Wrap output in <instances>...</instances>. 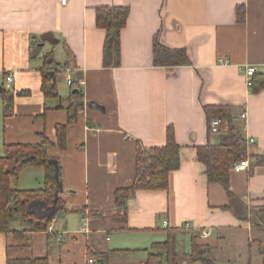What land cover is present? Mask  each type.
I'll return each mask as SVG.
<instances>
[{"label": "crops", "instance_id": "obj_1", "mask_svg": "<svg viewBox=\"0 0 264 264\" xmlns=\"http://www.w3.org/2000/svg\"><path fill=\"white\" fill-rule=\"evenodd\" d=\"M99 6L130 11L118 67L104 65ZM46 33L58 43L43 41ZM156 38L193 63L155 65ZM247 66L264 72V0H0V156L5 144L47 139L48 154L60 164L63 205L54 203L47 226L31 234L22 231L33 219L16 216L11 226L19 231L0 232V264L39 257L88 264L90 250L109 252V263L117 264L134 249L146 250L145 263L148 247L175 234L190 242L200 236L216 259L219 247L235 255L236 246L239 258L249 256L247 264L252 253L264 264V88L248 87ZM67 69L80 92L67 83ZM53 72L58 94L48 98L44 76ZM9 94L13 109L4 115ZM77 103V119L69 123L68 108ZM220 104L230 108L246 141L255 140L247 145L248 169L230 171L232 196L207 181L197 158V147L226 142L221 131H209L204 109ZM168 126L182 148V167L170 172L168 189L138 190L124 211L115 192L135 182L138 144L164 146ZM44 180V166H27L12 186L39 189ZM204 229L209 235L201 236Z\"/></svg>", "mask_w": 264, "mask_h": 264}, {"label": "trees", "instance_id": "obj_2", "mask_svg": "<svg viewBox=\"0 0 264 264\" xmlns=\"http://www.w3.org/2000/svg\"><path fill=\"white\" fill-rule=\"evenodd\" d=\"M97 11V25L106 30L103 59L106 67H118L121 64V32L126 26L130 11L124 6H99ZM238 21L245 22V7H237ZM154 63L157 66L188 65L192 60L181 49H170L156 38L153 45ZM45 75L43 91L46 97L57 96V84L53 76ZM79 83V84H78ZM251 90L257 92L264 88V72L257 73L252 78ZM80 81L73 82L72 88L80 92ZM4 115L13 109L14 95H5ZM79 103L71 104L69 123L77 119ZM205 112L210 131L213 118L221 120L226 129L227 140L217 145L208 143L197 147V158L203 163L208 182L222 184L229 196L234 193L230 186V171L232 165L247 156V141L243 130L234 123L232 113L227 105L205 106ZM64 126L60 127L64 145ZM222 131V129H221ZM48 140L36 144H5L4 153L0 156V232L15 233L19 230L11 226V221L18 216L22 220H33L34 226L24 230L30 234L34 230H42L50 220L51 206L63 208L62 201L57 197L61 185V170L58 160L48 154ZM27 166H44V187L31 190H19L12 186V178ZM136 179L132 186L118 189L115 199L118 206L126 211V200L135 195L138 190H166L169 188V175L173 170L182 167V148L176 141L173 126H168L166 144L161 147H145L138 144L136 158ZM35 215V216H34ZM126 218V212L120 214ZM200 236H192L191 252L186 255L192 263L219 264L213 254L210 244L200 242ZM148 251V258L144 264H172V243L168 239L154 243ZM109 252L89 251V257L96 259V264H110ZM7 264H50L47 257L10 259Z\"/></svg>", "mask_w": 264, "mask_h": 264}, {"label": "rangeland", "instance_id": "obj_3", "mask_svg": "<svg viewBox=\"0 0 264 264\" xmlns=\"http://www.w3.org/2000/svg\"><path fill=\"white\" fill-rule=\"evenodd\" d=\"M238 126L241 127L240 124ZM221 133L224 136V139L227 140V132H226L225 128L221 131ZM35 219L36 218L33 217V220H35ZM201 236H202V234H201ZM170 237H171L170 240L172 243V253H171L172 254L171 255L172 264H193L189 258H186V255L190 254V252H191V242L189 241V238L187 236L184 237V236L178 235V234L172 235ZM226 245H228V243ZM130 247H132L131 249H133V247H135V246H130ZM141 247H143V246H141ZM148 248H151V247H148ZM141 249H143V248H141ZM235 249H234L235 252L233 253L235 255H232V252H233L232 247H230V249L225 248L224 250H221V248L219 247L218 252H216L218 263L219 264H247V260H248L249 256H247L245 253L243 258H239L238 253H237L238 248H236V246H235ZM243 249L245 251L244 247L240 248L239 250L242 251ZM145 251L146 250H139V251L136 250L135 251V249H134V250H132V253H128V254L120 257L117 264H144V260H142L141 258L143 256H145ZM128 252H130V251H128ZM219 253H220V255H219ZM251 255H252V264H262V258L258 259V257L255 256V253H252ZM246 256H247V258H245ZM196 264H205V263L204 262H198Z\"/></svg>", "mask_w": 264, "mask_h": 264}, {"label": "built area", "instance_id": "obj_4", "mask_svg": "<svg viewBox=\"0 0 264 264\" xmlns=\"http://www.w3.org/2000/svg\"><path fill=\"white\" fill-rule=\"evenodd\" d=\"M69 1L70 0H60L61 4H63V5L68 4ZM257 73H258V69L255 66H247L245 69V74L247 76V85L250 89H251V86L253 84L252 78ZM13 79L14 78L12 75L7 76L8 81L11 82V81H13ZM65 79L69 85H71V86L73 85L74 81H73V77H72L70 69H67V75L65 76ZM82 83H83V81L81 80V84ZM246 116H247V112L243 111L241 114V117L246 118ZM220 129H221V120L218 118H213L211 123H210V132L215 133V134H219L221 131ZM254 141H255L254 138L247 139V145L253 143ZM249 166H250V164H249L248 158L244 157L243 159L235 162L232 165L231 170L236 171V172H240V171H244V170L248 169ZM50 229L52 230V227ZM201 234H202V236H207V235H209V230L204 229V230H202ZM96 263H97V261L95 258H93V257L88 258V264H96Z\"/></svg>", "mask_w": 264, "mask_h": 264}, {"label": "water", "instance_id": "obj_5", "mask_svg": "<svg viewBox=\"0 0 264 264\" xmlns=\"http://www.w3.org/2000/svg\"><path fill=\"white\" fill-rule=\"evenodd\" d=\"M43 41H48L51 42L53 44L58 43V39L54 37V35L52 33H46L42 36Z\"/></svg>", "mask_w": 264, "mask_h": 264}]
</instances>
